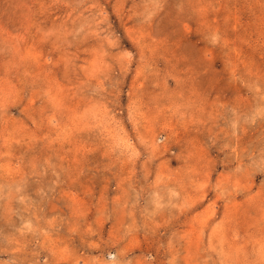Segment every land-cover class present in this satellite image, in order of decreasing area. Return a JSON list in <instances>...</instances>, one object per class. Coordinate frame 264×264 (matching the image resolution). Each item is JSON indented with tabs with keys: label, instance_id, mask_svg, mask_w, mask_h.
Instances as JSON below:
<instances>
[{
	"label": "rangeland",
	"instance_id": "1",
	"mask_svg": "<svg viewBox=\"0 0 264 264\" xmlns=\"http://www.w3.org/2000/svg\"><path fill=\"white\" fill-rule=\"evenodd\" d=\"M0 264H264V0H0Z\"/></svg>",
	"mask_w": 264,
	"mask_h": 264
}]
</instances>
